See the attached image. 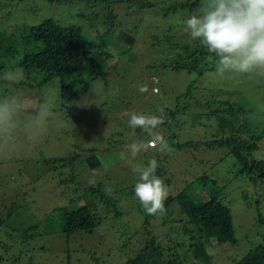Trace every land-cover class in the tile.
Instances as JSON below:
<instances>
[{
  "label": "rangeland",
  "instance_id": "rangeland-1",
  "mask_svg": "<svg viewBox=\"0 0 264 264\" xmlns=\"http://www.w3.org/2000/svg\"><path fill=\"white\" fill-rule=\"evenodd\" d=\"M173 1L140 0V3L152 2L155 5L154 8L141 9V4L134 7L131 4L132 8H129L127 0H114V3L106 6L78 2L81 5L61 8L52 7L45 0H24L21 4L20 0H0V32H6L7 35L15 32L18 41L23 39L25 25H40L49 17L64 26H81L94 36L104 35L110 27L106 24L110 9L118 15L117 26L111 33L105 34L109 50L116 56L108 61L106 75L110 82L109 89H114V92L111 90L107 94L102 80H98L68 110L62 107L59 99L61 85L57 78L37 90L26 87L0 88V93L17 96L24 109L20 115L23 123L13 130L11 138L0 133V217L4 215L7 219L8 209H4L5 207L23 206L8 221L12 228H28L37 224H42L44 228L47 215L57 219L55 209L87 205L84 200L74 203L69 201L70 197H75L73 189L76 187L73 184L66 189L62 180L71 175V169L78 175L77 180L82 189L80 195L101 183L107 187L106 193L113 198L123 196L119 207L123 208L124 217L120 224L126 222L129 223V228H140L144 215L138 199L135 195H130V190L134 188L139 176L129 164L132 157L127 145L137 140L146 139L144 142H148L153 132L159 133L165 139L175 131L180 135L178 140L184 142L194 140L202 143L214 139L211 134L213 131L206 126V120L197 126L194 121L187 119L182 123L185 126L184 131L176 130L171 125L174 131L168 132L169 126H164L167 122L165 115L162 116L164 122L154 130H133L128 123L131 113L136 112L139 106L143 113H147L149 108L153 110L156 99L162 95L166 97V104L173 103L194 84L199 89L231 92L238 95L231 101L238 100L244 107L257 110L264 122V72L220 74L209 71L203 76L197 72L189 73L158 66L149 68L153 63L160 65L169 58L167 52L163 53V48L152 49V44L156 43L153 36L170 38L176 35L177 42L190 43L185 37V21L192 15L190 11L173 15L171 18L176 22L171 23L166 19V9ZM172 28L177 30L176 34L170 32ZM124 33H131L135 37V44L129 45L123 37ZM135 56L138 58L137 64L131 61ZM15 66L14 63L7 65L9 69L22 72L21 68ZM153 74L159 79L160 93L163 91L161 96L152 93ZM34 76L40 78L39 83L43 79L40 73H34ZM20 79L23 80L22 76ZM141 87H145L147 91L141 92ZM133 96L139 104L134 98H129ZM128 102H132V105L128 106ZM115 103L118 106L116 108ZM41 105L52 109V115L47 121L34 119ZM176 123L180 124L178 121ZM168 145L172 147L170 143ZM259 145L260 150L255 155L258 160H264V138ZM151 148L139 153L133 162L147 165L150 158L162 163H158L156 172L164 169L162 177L165 183L170 180L167 185L169 199H176L198 178L205 175L225 187L223 196L228 198L232 208L238 244L224 245L219 250L209 248L213 264H264V259H259L256 250L264 246V182L252 183L246 177L235 176V162L231 157L224 159L226 152L223 151L208 150L203 146L197 151H189L191 154H180L175 160L167 158L165 151L158 147L154 150ZM93 149L97 151L91 152ZM91 154H95L101 162L98 171H93L90 163L86 161V157ZM60 159H69L70 167L62 168L64 164L57 161ZM116 191L121 193L116 194ZM194 191L197 201L207 202L210 199L208 189ZM260 215L263 221L260 220ZM178 219L176 216V220ZM114 223L115 221L104 223L93 234L78 233L70 238L61 234L58 223H55L58 231L55 234L39 236L32 243H27L25 254L20 253L22 256H17V253L22 250L23 243L21 245L12 241L7 234L8 227L4 226L0 232V257L6 255V245L9 248L7 259L11 260L6 259L5 264H13L17 259L20 264H129L128 258L136 255L148 235L144 236L140 232L137 236L125 238L120 232L115 234L119 223ZM156 223L159 227L162 224ZM158 231L154 233H158V240L166 248L179 249L173 243V237L170 240L161 229ZM126 239L129 241L127 248L123 246ZM42 247L45 249L42 250ZM28 253L30 257L26 256Z\"/></svg>",
  "mask_w": 264,
  "mask_h": 264
},
{
  "label": "trees",
  "instance_id": "trees-1",
  "mask_svg": "<svg viewBox=\"0 0 264 264\" xmlns=\"http://www.w3.org/2000/svg\"><path fill=\"white\" fill-rule=\"evenodd\" d=\"M23 1L20 0L19 4L23 3ZM45 1L50 6L59 8L76 4L81 5L78 2L93 6H99L100 4L106 6L114 3V0ZM202 2L203 0H187L184 3L174 0L169 3V8L165 12L167 21L176 22L171 17L187 10L191 14L197 12ZM127 3L130 5L129 8H132L131 4L133 7L141 4V9L154 8L155 6L152 2L147 4L140 3V0H127ZM1 15L2 13H0ZM117 20L118 15L111 8L108 22L106 23L110 27L104 35L101 34L99 36L92 35L81 26H64L53 17L45 19L40 25H25L21 41L17 40L15 32L10 35H7L6 32H0V36H3L0 37V73L9 69L7 67L9 63H14L16 68H21L23 78V80L19 79L20 81H17L14 85H0V88L26 87V89L37 90L57 78L61 85L60 95L64 101L61 102L62 107L68 110L73 107L82 94L89 92L92 84L98 80H102L107 94L111 90L114 92V89H109L110 82L106 75L108 61L116 58V56L109 50L105 34L111 33L113 28L117 26ZM170 32L176 34L177 30L172 28ZM123 37L129 45L135 44V37L131 33H124ZM176 37L178 36L174 35V37L170 38H161L159 35L153 36V40L156 43L152 44V49L163 48V53L167 52L166 54L169 58L167 61L161 62L160 65L153 63L149 68L158 66L177 71L183 70L189 73L197 72L203 76L206 72L216 71V64L212 56L199 41L192 40L186 33L185 37L189 39L190 43L181 44L177 42L178 39ZM120 58L122 59L123 57L121 56ZM137 60L138 58L135 56L131 61L137 64ZM34 73L42 75L43 79H41L40 83V78L34 76ZM151 82L153 83L152 93L161 96L163 91L160 93L159 79L154 74L151 77ZM195 87V84L191 85L187 93L179 96L170 104L164 102L166 97L162 95L161 98L156 99L157 103L153 105V110H150L149 107L146 110L147 113L145 114L165 115L167 122L164 123V126H169L167 127L168 132L174 131L173 127L176 130L184 131L185 126L182 123L187 119L194 121L197 126L201 121L206 120V126L210 131H213L211 134L214 135V139L202 143L194 140L179 141L180 135L174 131L169 137L165 138L172 146L171 152L165 150L167 158L176 160L180 154H191L189 151H197L205 146L208 150L226 152L224 159L231 157L232 161L235 162L233 165V169H237L235 176L246 177L252 183L264 182V160H258L255 155L260 150L259 143L264 138V122L262 121L261 113L250 107H244L239 104L238 100L231 101L233 98L236 99L238 97L237 94ZM156 89L157 91H155ZM220 97L230 99L223 100ZM129 98L133 99L134 96ZM134 100L138 102L136 98ZM158 103L159 105H157ZM130 105H132V102H128V106ZM116 106L117 104L115 103L114 107L116 108ZM136 112L141 113L140 106ZM177 121L180 123L179 125L176 123ZM171 125L173 127H170ZM137 131L141 132L142 129L138 128ZM90 151L94 153L97 150L93 149ZM76 156L81 157V155ZM86 158L93 171L100 169L101 162L95 154L88 155ZM68 160L60 159L57 161L64 164L62 168H67L70 167V161ZM149 160L151 161L150 158ZM158 163L162 164L161 162ZM164 172V169L162 172L157 171L156 175L162 177ZM76 175L75 171L71 169V175L64 177L62 185L68 189L74 184L76 187L73 189L75 197H70L69 201L74 203L84 200L87 205L55 209L56 217L58 216L57 219H52L47 215L44 228H42V224L28 228L23 226L12 228L8 221L23 206L15 205L4 208L8 209L7 219L5 218L6 216L3 217L4 215L0 217V232L4 226H7V234L10 239L15 243H21V245L23 243L22 250L17 253V256L25 254L27 243H32L37 237L55 234L58 231L55 223H58L60 233L67 235L69 238L78 233L93 234L104 223L114 221V224L116 222L119 223L115 234L120 232L125 238L137 236L140 232L144 236L148 235L136 255L128 258L127 263L129 264H213V256L209 254V248L219 250L224 245L235 246L238 244L232 208L228 198L223 196L225 187H222L217 180H213L207 175L198 178L196 182L191 184L189 189L182 192L176 199L167 197L164 202L166 211L163 214L149 215L140 205L144 217L142 218L143 225L138 229L136 227L129 228L130 225L126 222L120 224L124 217V210L119 207L122 204L123 196L117 199L113 198L106 193L105 190L108 189L101 183L94 185L83 195H80L82 189L77 180L78 175ZM256 177L260 180H257ZM169 184L170 180L168 179L167 185ZM196 189H208L210 199L207 202L197 201L194 191ZM130 192V195H135L134 188ZM120 193L121 191H116V194ZM176 216L179 217L178 220H176ZM260 220L263 221L261 215ZM156 222H162L160 227L159 225L157 226ZM158 227L159 229H157ZM160 229L166 236H169L170 240L173 237L172 241L175 240L173 243H176L179 249L166 248L158 240L159 235L154 232H157V230L160 232ZM17 238L19 239L17 240ZM127 240L126 244L123 245L125 248L128 247L127 242L129 241ZM5 247L6 255L0 257V264H5L4 262L8 257L9 248L6 245ZM44 249L42 247V250ZM256 250L259 253V259L262 258L261 260H263L264 246H260ZM26 256L30 257V254L28 253ZM20 263L19 259H17L14 260L13 264Z\"/></svg>",
  "mask_w": 264,
  "mask_h": 264
},
{
  "label": "clouds",
  "instance_id": "clouds-1",
  "mask_svg": "<svg viewBox=\"0 0 264 264\" xmlns=\"http://www.w3.org/2000/svg\"><path fill=\"white\" fill-rule=\"evenodd\" d=\"M190 38L204 46L212 56L216 71L220 74L234 72L251 74L264 72V0H203L197 12L185 21ZM22 76L18 70L7 69L0 73V85H14ZM147 91L145 87L139 89ZM61 102H64L59 96ZM21 100L15 96L0 93V133L11 138L13 130L23 121ZM52 109L41 105L34 117L37 121H47ZM164 122L162 116L132 112L129 126L135 130H154ZM153 147V148H151ZM161 151L172 149L159 133H152L148 142L133 141L127 145L132 159L129 164L138 174L134 186L135 197L149 215L163 214L169 189L165 180L156 175L158 162L152 159L148 164H135V157L149 148Z\"/></svg>",
  "mask_w": 264,
  "mask_h": 264
},
{
  "label": "built area",
  "instance_id": "built-area-1",
  "mask_svg": "<svg viewBox=\"0 0 264 264\" xmlns=\"http://www.w3.org/2000/svg\"><path fill=\"white\" fill-rule=\"evenodd\" d=\"M155 91H157V89H156ZM152 148H153V147H152Z\"/></svg>",
  "mask_w": 264,
  "mask_h": 264
}]
</instances>
